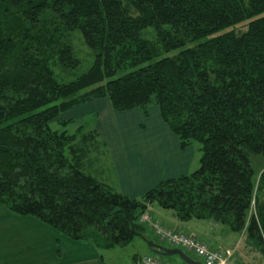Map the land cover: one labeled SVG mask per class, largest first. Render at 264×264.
Returning <instances> with one entry per match:
<instances>
[{"label":"trees","instance_id":"1","mask_svg":"<svg viewBox=\"0 0 264 264\" xmlns=\"http://www.w3.org/2000/svg\"><path fill=\"white\" fill-rule=\"evenodd\" d=\"M78 29L96 61L63 83L54 67L79 64ZM103 99L146 117L157 106L182 149L201 145L200 166L140 198L117 191L95 168L105 144L93 125L51 127ZM253 155L264 157V0H0V203L10 212L108 250L153 240L140 217L158 203L183 222L246 232L264 255Z\"/></svg>","mask_w":264,"mask_h":264},{"label":"crops","instance_id":"2","mask_svg":"<svg viewBox=\"0 0 264 264\" xmlns=\"http://www.w3.org/2000/svg\"><path fill=\"white\" fill-rule=\"evenodd\" d=\"M72 112V117L77 118L96 115L93 127L101 141L108 144L114 163L109 176L116 178L117 191L124 195L138 198L163 179L191 173L198 164L197 149L193 145L181 148L178 137L164 123L157 106H151L146 117L140 109L117 112L108 99H103ZM104 177L101 179L106 180ZM151 207L148 211L153 220L195 235L212 249L223 250L234 264H254L248 258L252 250L241 247L242 240H236L235 232L225 230L218 222L197 219L183 222L173 211ZM165 246L173 247L168 243ZM179 248L187 252L184 247ZM101 250L90 241L66 237L33 216L14 214L0 203V264H103ZM149 254H154L150 248L144 254L135 253L136 264H142L143 257ZM195 256L190 257L203 262Z\"/></svg>","mask_w":264,"mask_h":264},{"label":"rangeland","instance_id":"3","mask_svg":"<svg viewBox=\"0 0 264 264\" xmlns=\"http://www.w3.org/2000/svg\"><path fill=\"white\" fill-rule=\"evenodd\" d=\"M235 28L236 32H244L247 30V24H240L238 26L232 27ZM153 30L149 29L147 32L144 33L145 36H148V33H152ZM72 45L74 48V54L77 57V59L79 60V64L72 69H66L60 65H57L54 67V71H55V75L57 77V79L60 82L63 83H68L70 81L75 80L77 77H79L80 75L86 73L95 63L96 61V54L95 52L89 48L87 46V44L85 43L84 39H83V35L81 33V31L75 30L72 32ZM192 46V45H189ZM179 50H176L175 52L166 54L169 56H172L174 54H176ZM134 68L129 67L127 70H119L117 71L116 75H114L112 78H117L121 75H123L124 73H126L127 71H130ZM110 78V79H112ZM109 79H105V81L103 83H106ZM155 106V105H153ZM74 115V113H70L69 116H64L66 118H72V116ZM76 120V123L70 124L69 126H67L66 128H64L61 124H59L58 122H53L51 127L54 130H58V131H63L64 129H67L70 133L75 132L78 124H80V121L78 120H82L81 123H86L88 122V124L91 125H95L96 122V115H89L87 118H77V117H73ZM86 119V120H84ZM105 147L101 148L99 150V153L97 152H93L92 154V158L98 162H96L95 164V168H99L100 170L104 171V178L117 190L119 189V184L118 181L116 180V178L111 174V176H109V173H111L114 169H113V165L114 163L111 161V155H110V148L108 146V144L104 145ZM196 149H197V153H198V164L195 168L192 169V171H194L195 169H197L200 166V158L202 155V151L200 150L201 145L199 143H195L193 145ZM252 163L254 165V168L256 169V181L259 180L260 174L262 172V169L264 168V157L263 156H252ZM150 190V189H149ZM146 190L144 192H142V194L140 196H138V198H140L141 196H143L147 191ZM130 197V196H129ZM151 208H159L161 210H167L168 212H171L172 210L170 209H163L162 207H160V205L158 203H153L151 205ZM150 212V211H149ZM219 226H221L222 228H225V230H230L228 226L223 225L221 223H219ZM149 229V228H148ZM150 235L152 236L153 240H155L156 242L160 243V240L156 237L155 233L149 229ZM231 232V231H230ZM234 236H236V240L241 239L242 240V244L241 247H247L249 248L251 251V254L248 256L249 260L252 261L254 264H264V255L262 254V252L260 251V248L257 246L258 244H256V241H248L247 235L241 234V232L237 233H233ZM161 245L165 246L167 245V242L164 241L163 243H160ZM149 251V246L147 244V242L144 240L143 237L141 236H136L135 239L127 245H122V246H116L114 248L108 249V250H101V253L103 255L104 258V263L103 264H136V261L134 259V255L135 253H139V254H144L146 252ZM188 254L190 256H195L191 251L187 250ZM186 252V253H187ZM196 257V256H195ZM165 259H169L172 260L175 263H179V264H186L179 255L174 254L168 257H165Z\"/></svg>","mask_w":264,"mask_h":264},{"label":"built area","instance_id":"4","mask_svg":"<svg viewBox=\"0 0 264 264\" xmlns=\"http://www.w3.org/2000/svg\"><path fill=\"white\" fill-rule=\"evenodd\" d=\"M140 222L147 225L152 230L156 237L169 245L175 247H184L191 251L196 256L203 260L204 264H234L228 256L221 249H212L209 244L200 240L197 236L171 228L159 221L153 220L150 213L145 211L141 217ZM142 264H171L164 261L160 256L149 254L143 257Z\"/></svg>","mask_w":264,"mask_h":264},{"label":"water","instance_id":"5","mask_svg":"<svg viewBox=\"0 0 264 264\" xmlns=\"http://www.w3.org/2000/svg\"><path fill=\"white\" fill-rule=\"evenodd\" d=\"M141 236L140 234H138ZM144 240L147 242L149 248L156 254L162 256V257H168L174 254H177L180 256V258L186 262L187 264H203L202 262L190 257L184 250L181 248H169L166 246H163L161 244L156 243L151 238H144Z\"/></svg>","mask_w":264,"mask_h":264},{"label":"bare ground","instance_id":"6","mask_svg":"<svg viewBox=\"0 0 264 264\" xmlns=\"http://www.w3.org/2000/svg\"><path fill=\"white\" fill-rule=\"evenodd\" d=\"M146 211H148V210H146ZM149 212V211H148Z\"/></svg>","mask_w":264,"mask_h":264}]
</instances>
